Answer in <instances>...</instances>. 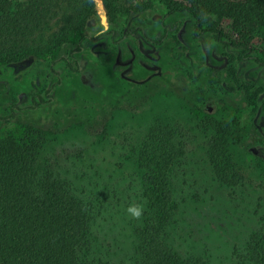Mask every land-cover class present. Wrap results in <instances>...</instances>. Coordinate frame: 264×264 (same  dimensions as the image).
Masks as SVG:
<instances>
[{
    "label": "rangeland",
    "instance_id": "374dc122",
    "mask_svg": "<svg viewBox=\"0 0 264 264\" xmlns=\"http://www.w3.org/2000/svg\"><path fill=\"white\" fill-rule=\"evenodd\" d=\"M169 1L56 0L28 54L0 57V137L43 132L38 170L100 206L91 252L118 263L134 254L146 218L137 153L147 133L169 126L187 157L172 176L181 208L168 242L184 257L232 264L264 218V64L213 32L196 36L193 16ZM214 20L232 34L230 19ZM252 44L264 60V32ZM210 119L232 126L236 184L215 175Z\"/></svg>",
    "mask_w": 264,
    "mask_h": 264
},
{
    "label": "trees",
    "instance_id": "16d2710c",
    "mask_svg": "<svg viewBox=\"0 0 264 264\" xmlns=\"http://www.w3.org/2000/svg\"><path fill=\"white\" fill-rule=\"evenodd\" d=\"M91 1L83 3L88 5ZM55 3L56 0H0L2 59L15 62L28 54L29 36L44 26ZM169 3L175 10H185L193 16L196 36L213 32L224 44L242 48L243 61L264 64L261 57L253 55L252 44L256 34L264 32V0ZM215 17L231 20V35ZM164 36H158L156 43H161ZM208 125L213 130L208 150L215 175L223 183L236 184L242 174L229 151L232 126L228 121L215 119H210ZM33 133L37 137H0V264H97L98 259L99 264H205L200 258L180 255L167 238L168 227L181 208L172 176L187 157L185 144L174 129H152L137 153L146 218L136 230L138 244L134 254L118 263L92 255V223L100 206L83 199L73 184L54 170H38L36 159L44 138L40 130ZM234 255L232 264H264V218L260 229L250 236L245 251Z\"/></svg>",
    "mask_w": 264,
    "mask_h": 264
},
{
    "label": "water",
    "instance_id": "95a60500",
    "mask_svg": "<svg viewBox=\"0 0 264 264\" xmlns=\"http://www.w3.org/2000/svg\"><path fill=\"white\" fill-rule=\"evenodd\" d=\"M103 20H105V17H103Z\"/></svg>",
    "mask_w": 264,
    "mask_h": 264
}]
</instances>
